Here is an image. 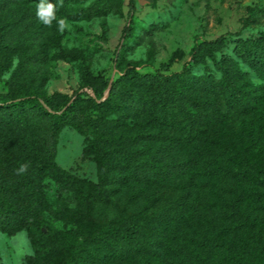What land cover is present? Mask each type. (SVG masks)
Listing matches in <instances>:
<instances>
[{
  "label": "rangeland",
  "instance_id": "1",
  "mask_svg": "<svg viewBox=\"0 0 264 264\" xmlns=\"http://www.w3.org/2000/svg\"><path fill=\"white\" fill-rule=\"evenodd\" d=\"M98 0H82L73 9L94 7ZM128 0L121 13L111 12L91 18L74 19L71 14H45L31 32L24 34L23 49L0 52V93L11 97L27 90L47 97L54 92L69 96L89 90L84 75L114 77L115 55L125 68L168 74L189 66L193 46L220 36L227 40L264 34V21L243 25L248 7L264 8V0H136L128 15ZM35 0H16L0 8V28L14 23ZM130 30L125 35V29ZM231 50L230 42L223 49ZM209 65L211 63L209 62ZM245 81L255 86L260 81L244 65H239ZM195 75H204L202 65L192 66ZM221 131L209 126L201 147L213 157L210 168L194 170L185 177L173 176L159 184L142 185L122 172L124 182L101 188L93 210L79 214L77 201L65 185L44 180L46 206L42 216L40 242L53 236L65 237L70 252L80 256V264H178V232L189 248L205 254V242L213 241L212 264H239L233 249L250 253L264 263V189L252 173L230 178V166L242 169V151L249 146V163L259 165L264 157V100L253 103L240 118L227 113ZM119 116V115H117ZM115 117V116H113ZM127 129L117 136L121 142L132 139L131 148L154 150L168 133L154 126L149 117H119ZM71 126L59 133L56 163L85 181L98 180L97 165L82 159L83 147L91 140ZM194 151V147L187 148ZM183 198L192 207L180 217L165 219L161 211ZM85 211V209H84ZM137 216L148 233L157 240L158 253L147 258L143 251L125 258L108 259L110 251L99 235L118 225L127 216ZM79 223V224H78ZM34 252L25 230L14 235L0 233V264H27ZM249 260L248 256L244 258Z\"/></svg>",
  "mask_w": 264,
  "mask_h": 264
},
{
  "label": "trees",
  "instance_id": "2",
  "mask_svg": "<svg viewBox=\"0 0 264 264\" xmlns=\"http://www.w3.org/2000/svg\"><path fill=\"white\" fill-rule=\"evenodd\" d=\"M16 0H0V8ZM82 0H35L11 25L0 28V52L23 49L24 34L45 14H71L74 19L91 18L107 13H121L123 0H98L94 7L73 9ZM136 0H128V15L135 10ZM243 25L264 21V8L248 7ZM130 30L125 29V35ZM230 42L231 50L223 51ZM116 74L110 78L85 73L89 88L69 96L54 92L44 97L24 90L14 97L0 93V233L14 235L25 230L34 255L27 264H80V256L68 249L65 237L53 236L40 242L41 227L48 222L42 213L46 206L44 180L49 178L65 185L77 201L79 214L93 210L101 188L109 183L124 182L122 172L137 184H159L173 176L185 177L194 168L208 170L213 157L201 147L209 126L221 131L226 112L240 118L253 103L264 100V34L227 40L220 36L196 43L190 54L189 66L168 74L139 72L122 65L115 55ZM209 62L211 65H209ZM202 65L204 75H195L192 66ZM250 69L260 81L250 86L244 79ZM119 115V116H117ZM115 116V117H113ZM149 117L154 126L167 128L168 133L152 151L131 148L132 139L121 142L117 134L127 129L119 117ZM71 126L92 138L81 152L82 159L96 163L98 180L85 181L70 173L56 161L60 131ZM194 147V151L187 148ZM249 146L242 151V169L230 166L224 173L230 178L252 173L264 189V157L259 165L249 163ZM22 164L25 172L19 173ZM192 207L183 198L161 211L165 219L180 217ZM85 209V211H84ZM79 224V223H78ZM178 264H212L215 239L205 242L206 253L189 248L177 233ZM100 242L110 251L108 259L124 260L134 252L143 251L147 258L158 251L157 240L137 216H127L118 225L99 235ZM239 264H264L255 261L247 251L233 249ZM249 260L245 261V257ZM139 264H150L141 261Z\"/></svg>",
  "mask_w": 264,
  "mask_h": 264
},
{
  "label": "clouds",
  "instance_id": "3",
  "mask_svg": "<svg viewBox=\"0 0 264 264\" xmlns=\"http://www.w3.org/2000/svg\"><path fill=\"white\" fill-rule=\"evenodd\" d=\"M28 165L27 164H22L19 168V173H23L26 171Z\"/></svg>",
  "mask_w": 264,
  "mask_h": 264
}]
</instances>
